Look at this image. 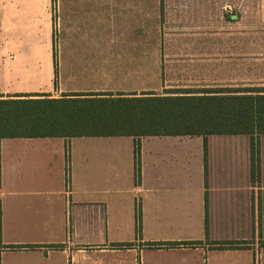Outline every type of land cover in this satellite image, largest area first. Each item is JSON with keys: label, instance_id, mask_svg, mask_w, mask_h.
Returning <instances> with one entry per match:
<instances>
[{"label": "crops", "instance_id": "crops-1", "mask_svg": "<svg viewBox=\"0 0 264 264\" xmlns=\"http://www.w3.org/2000/svg\"><path fill=\"white\" fill-rule=\"evenodd\" d=\"M186 39L161 0H0V97L245 87ZM262 228L264 134L0 138V264H255Z\"/></svg>", "mask_w": 264, "mask_h": 264}, {"label": "trees", "instance_id": "trees-1", "mask_svg": "<svg viewBox=\"0 0 264 264\" xmlns=\"http://www.w3.org/2000/svg\"><path fill=\"white\" fill-rule=\"evenodd\" d=\"M177 95L0 97V138L264 134L263 87L182 90ZM135 176L139 177L136 142ZM136 233L140 234V222Z\"/></svg>", "mask_w": 264, "mask_h": 264}, {"label": "rangeland", "instance_id": "rangeland-1", "mask_svg": "<svg viewBox=\"0 0 264 264\" xmlns=\"http://www.w3.org/2000/svg\"><path fill=\"white\" fill-rule=\"evenodd\" d=\"M161 5L166 36L189 41L211 29L214 43L228 45L227 51H214L226 54L228 73L214 75L213 85L264 87V0H161ZM237 65H244L243 74L232 73ZM254 248L255 264H264L263 233Z\"/></svg>", "mask_w": 264, "mask_h": 264}]
</instances>
